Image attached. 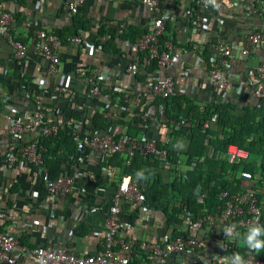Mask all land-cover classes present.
Returning a JSON list of instances; mask_svg holds the SVG:
<instances>
[{
    "label": "crops",
    "instance_id": "crops-1",
    "mask_svg": "<svg viewBox=\"0 0 264 264\" xmlns=\"http://www.w3.org/2000/svg\"><path fill=\"white\" fill-rule=\"evenodd\" d=\"M63 1L0 0V9L13 16L10 32L16 39L31 44V31L37 27L57 30L60 34L58 72L53 79L56 84L66 87L67 91L55 94L48 103L50 111L47 119L62 125L83 122L84 117L90 113L100 114L103 119V99L101 102L87 100L81 109L76 107L88 79L87 74L80 75V70L101 66L112 85L129 94L124 108L114 111L109 125L113 133L124 131L127 129V121L138 113L142 102L153 107L150 104L153 97L147 92L144 82L154 76L155 72L146 70L144 58L134 49V41L131 40L135 33L146 29L150 13L141 5L140 0H85L73 26L72 17L60 9ZM158 2L168 13H179L175 25L166 22L165 32L166 36L183 48L180 60L186 62L185 72L180 69L178 59L173 60L166 69V73L173 77L177 94L185 95L199 108L219 102H229L236 107L255 104L251 90L240 86L235 78L230 79L225 96L220 99L215 88L207 82L203 65L199 61L205 60L212 43L220 40L231 45L235 55L228 76L231 72L241 73L257 63H264V41L254 47L246 59H242L238 52L242 34L258 28L264 31L261 12L263 5L258 0H239L241 5L233 9L231 0H216L219 7L214 6L216 10L207 14L206 30L196 32L187 19L189 0ZM250 4L251 12L243 14V8ZM75 33L83 39L80 47L68 40ZM128 62L135 63L136 76L125 73L124 67ZM41 67L42 62L33 58L31 64L19 72L9 43L0 38V204L3 210L0 230L7 231L26 247V250L8 253L7 264H39L30 253L32 248L39 245L85 253L101 250L110 194L117 184L118 175L123 171L120 158L87 159L80 167V177L74 185L75 192L49 199L41 183V174L48 173L56 180L68 175L74 147L69 149L63 143L58 144L56 153L47 156L45 163L40 166L17 156L11 163L7 162L6 156L13 152L17 140L9 131L5 115L13 110L23 120L30 114L33 107L24 97L25 84L30 87L38 85ZM89 121L92 124V119ZM146 133L159 138L166 135V127L162 122L152 121ZM178 141H183L186 147H174ZM187 145L184 129L169 136V148L178 154L182 166ZM206 155H211L210 149L206 150ZM103 164L109 165L112 172L110 176H106L107 170ZM150 169L157 176H162V179L168 176L166 172L155 168V165ZM98 185H103L105 190L96 191ZM144 204L143 211L131 207H124L120 211L117 224L123 238L158 240L167 232L170 225L167 216L154 206L146 202ZM142 256L139 253L138 258ZM158 264L191 263L184 257L169 256Z\"/></svg>",
    "mask_w": 264,
    "mask_h": 264
},
{
    "label": "built area",
    "instance_id": "built-area-1",
    "mask_svg": "<svg viewBox=\"0 0 264 264\" xmlns=\"http://www.w3.org/2000/svg\"><path fill=\"white\" fill-rule=\"evenodd\" d=\"M258 1L264 7V0ZM84 3L85 0H64L60 9L67 16L72 17L79 12ZM140 3L150 13V20L145 31L134 39L133 46L143 56L145 65L153 62L156 69L154 76L144 82L145 88L152 97L174 96L177 94V87L173 77L166 73V69L173 60L178 59L179 67L184 71L186 62L180 60L183 48L171 38H164L162 35L165 22L169 21L171 25H175L179 13H168L159 5L158 0H140ZM240 5L239 0H231L233 9H238ZM250 6L252 4L243 8L242 13L249 14ZM214 10H216L214 6L206 0H189L187 19L191 28L196 32L206 30L208 26L206 16ZM261 12L264 27V8ZM13 20L11 13L0 9V38H4L9 43L12 58L19 72L31 64L33 58L39 59L42 67L38 85L30 87L25 84L24 97L33 107L30 114L23 120L14 114L13 110L5 115L9 122V131L17 140L13 152L6 156L7 162L11 163L17 156L40 166L44 150L42 138L64 131L74 144L72 162L69 165L70 173L59 180L51 178L48 173L41 174V183L49 199L75 192L74 185L80 177V167L87 159L120 158L123 166L117 184L110 194L103 248L94 253H85L39 245L30 250L39 264H158L169 256L184 257L189 259L191 264H218V256H231L234 252L244 255L247 264H264L256 251L242 247L238 239L226 238L222 231L224 225L235 223L238 226L237 231L244 233L257 217L259 222L264 224V185L259 173L262 163L252 154L232 144L223 152L215 151L213 157L215 160L234 166L230 174L235 173V177L241 180L240 190H220L216 194L217 204L212 211L204 206L203 196L197 195L194 199V204L197 205L194 213L185 210L178 215V221L167 218L171 226L169 225L167 232L158 240L147 238L138 241L123 238L119 234L118 215L124 207L142 211L145 209L143 192L146 183L151 180V178L146 180L133 178L124 168L130 166L135 154L147 158L149 162H155V168L168 174L167 178L163 179L159 175V180H169L173 174L177 175L184 171V166L186 168L194 166V161L188 166L185 163L182 166L177 158L178 154L169 148V136L181 129L186 133L189 123L184 120L168 119L164 116L162 107H150L143 102L138 108V113L131 119L139 128L132 135L126 130L113 133L109 126L104 130L93 128L89 120L95 113L86 115L83 122L70 125L49 121L48 103L55 94L67 91L66 87L56 84L53 79L58 72V50L61 40L51 29L37 27L31 31L32 43H24L10 32ZM68 40L77 47L83 44V39L78 33L73 34ZM263 41L264 31L260 28L242 34L238 49L241 58L246 59L249 52ZM234 56L231 45L220 40L214 41L206 59L199 61L203 65L207 82L215 88L222 99L230 85V79L235 78L240 86L251 90L255 104L264 106V63H257L241 73L231 72L228 76L227 72ZM124 71L130 76H136L137 67L134 62H128ZM84 74H87L88 79L76 107L81 109L87 100L95 102L103 99L101 112L104 117L112 119L114 111L124 108V104L128 101V92L117 90L101 66L81 69L80 75ZM156 120L166 127V135L159 138L146 133L149 123ZM214 120L215 114L202 120V130ZM204 156H199L197 162H202ZM249 164H252L256 170L251 172L244 169V166ZM102 166L107 170L106 176H110L112 172L109 165ZM95 189L98 192L105 190L103 185H98ZM1 217L3 210L0 204ZM220 243H223V247L218 246ZM14 250H26V247L19 244L7 231L0 230V264H7V254ZM139 253L143 255L141 258H138Z\"/></svg>",
    "mask_w": 264,
    "mask_h": 264
},
{
    "label": "trees",
    "instance_id": "trees-1",
    "mask_svg": "<svg viewBox=\"0 0 264 264\" xmlns=\"http://www.w3.org/2000/svg\"><path fill=\"white\" fill-rule=\"evenodd\" d=\"M78 14V13H77ZM77 14L72 16L71 24L74 26ZM167 30V23L164 25V34ZM145 30L135 33L131 40L134 41ZM60 37L57 30L53 31ZM147 71L156 72L153 62L147 65ZM121 103V102H120ZM153 106L163 108V114L168 119L184 120L189 123L185 133L188 145L184 151L185 165L194 161V166L186 168L169 180H159L156 172L151 166L155 162H149L147 158L135 154L130 166L124 168L133 178L137 179V172L144 170V175L151 178L144 189V202L159 209L167 218L178 221V215L185 210L194 213L197 205L194 199L197 195L204 198V206L211 211L217 204L216 194L220 190L237 191L241 188V180L235 177L233 165L227 162L215 160V151H225L227 146L232 144L255 156L262 163L259 169L261 180L264 185V106L253 104L250 106L236 107L229 102L208 104L202 108L190 102L183 94H176L162 98L153 96L150 101ZM215 114V120L204 130L201 128L202 120ZM92 119L93 128L104 130L111 124L106 117L101 118L100 114H94ZM126 132L129 135L135 134L138 127L134 120L127 121ZM44 146L42 152V163H45L47 156H52L57 151V145L63 143L71 149L74 144L64 131H58L55 135L42 138ZM211 150V155H206V150ZM204 156L202 162H197L199 156ZM173 161H175L173 159ZM244 169L251 172L256 169L252 164L244 166ZM146 180V179H143ZM264 262V250L257 252Z\"/></svg>",
    "mask_w": 264,
    "mask_h": 264
},
{
    "label": "clouds",
    "instance_id": "clouds-1",
    "mask_svg": "<svg viewBox=\"0 0 264 264\" xmlns=\"http://www.w3.org/2000/svg\"><path fill=\"white\" fill-rule=\"evenodd\" d=\"M207 3H211L215 7H219L216 4V0H206ZM174 147L184 148L186 144L183 141H178ZM137 179H147L144 175V170L137 172ZM237 225L235 223L224 225L222 231L226 238H235L241 242L242 247H246L249 251L260 252L264 250V224L259 222L258 217L254 219L247 227L246 232L240 233L237 231ZM218 246L223 247V243ZM218 264H247V261L240 252H234L231 256H218Z\"/></svg>",
    "mask_w": 264,
    "mask_h": 264
},
{
    "label": "rangeland",
    "instance_id": "rangeland-1",
    "mask_svg": "<svg viewBox=\"0 0 264 264\" xmlns=\"http://www.w3.org/2000/svg\"><path fill=\"white\" fill-rule=\"evenodd\" d=\"M183 168L186 169V166H184Z\"/></svg>",
    "mask_w": 264,
    "mask_h": 264
}]
</instances>
